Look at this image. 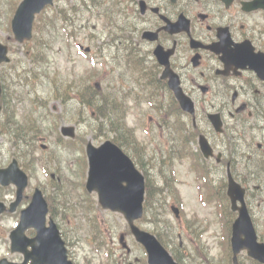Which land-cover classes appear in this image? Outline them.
Listing matches in <instances>:
<instances>
[{"label":"flooded vegetation","instance_id":"flooded-vegetation-1","mask_svg":"<svg viewBox=\"0 0 264 264\" xmlns=\"http://www.w3.org/2000/svg\"><path fill=\"white\" fill-rule=\"evenodd\" d=\"M142 1L147 4L144 15ZM131 4L135 7L133 34L138 36L142 28L150 30L158 38L152 42L153 50L158 45L167 50L155 61L152 78L142 85L154 92L150 121L155 157L175 168L199 170L201 179L206 177L209 185L220 190L217 192L223 189L229 172L244 186L257 178V188H264V0H132ZM181 15L190 19V31H165L162 16L183 26L186 22L180 20ZM210 45L213 49L207 47ZM167 67L192 99L195 118L181 109L170 79L163 78ZM126 103L140 107L142 96L131 95ZM202 136L211 148L209 157V146H202ZM0 198L5 202L7 196ZM11 203L12 199L8 206ZM21 204L15 212L3 216H19ZM73 209L64 207L61 198L53 197L39 228L25 230L24 251L13 249L10 231L6 259L31 264L35 259L33 245L40 251L48 245L51 259L59 257L63 261L57 249V230L72 264H93L82 247L89 240L106 242L112 261L129 264L131 253L119 254L115 246L122 236L126 238L123 230L98 228L94 214ZM129 239L134 241L132 236ZM133 259L142 264L138 256Z\"/></svg>","mask_w":264,"mask_h":264},{"label":"rangeland","instance_id":"rangeland-1","mask_svg":"<svg viewBox=\"0 0 264 264\" xmlns=\"http://www.w3.org/2000/svg\"><path fill=\"white\" fill-rule=\"evenodd\" d=\"M19 0H0V30L2 31L4 36H10V31H9V21L10 18L12 16V12L14 10L15 5L18 3ZM67 2L66 0H61L58 1L56 3V5H66ZM78 14H82L83 17V21L80 22L82 25H85V29L82 28L83 30L86 31V34H81V36L78 38L79 42L83 43L86 46H89L92 48V50L94 49V46L91 44L92 42L94 43V45H101L104 48L103 49V53H104V58L106 60V31L103 30V24L95 17V14H90L89 12L86 11H79ZM97 25V27L94 29V26ZM79 28V27H78ZM91 29L96 30V34L102 36L103 39H98L94 33L91 31ZM94 37L96 40L95 41H91V37ZM7 43V42H6ZM13 43V42H11ZM14 48V53L12 54V67L17 68V72L16 74H18L22 69H28L31 65V61L32 59L27 55V52L29 50V46H19L16 43H13L12 45ZM73 55H69L68 49H62L61 51H59V49H57V47H54V50H51L50 53V62H51V70L53 71L54 68L59 67V70L61 72V78L64 80H68L70 78H77L78 76H81L82 74L87 77L90 78L88 79L90 81V83L94 84L93 80L94 79H100L103 81V84L106 83L105 77H106V67L105 65H103L102 63H98V65L96 66L97 68L93 69L94 67H92V65L90 64V62L85 61L84 59H82L75 51V49H73ZM87 70H89L88 72H86ZM53 76V75H52ZM64 80H60L58 81L60 86H64L67 85V96H72L71 92H70V87L68 82L64 81ZM86 79H81V83H85ZM42 85V84H41ZM106 87V86H105ZM32 89V88H30ZM37 90L39 91L38 93V100L43 99L46 95H47V91L49 90V87L45 85L43 86H39L37 88ZM52 100H57V99H52ZM49 106H57V108L61 109V105L60 103H58L57 101H52ZM64 109V107H63ZM82 110L78 108L77 111H75V114H79ZM86 111L88 113L92 112V108H87ZM70 115H73L72 113H70ZM86 117V116H85ZM82 122H85V120H81ZM86 120L87 117H86ZM87 122H89V124L91 122H95V121H91L88 120ZM88 125L83 126L84 123L82 124V126H80V128H78V133H81V136H86L87 139H91L95 144H99L102 142V140H104V137H100L98 139L94 138V135L96 133V128L93 129L92 127H90ZM46 125V124H44ZM65 142H68V139H64ZM77 152V151H75ZM62 155H63V167H64V173L65 174H70L67 173V171L69 170V166L71 164V162L74 160L75 156H78V154H72L71 156H69L68 151L66 150H62ZM35 177H32L31 183L32 186L36 185L39 182H41L42 184H45L46 182H48V179L46 178V175H44V171L41 169V166L37 165L36 167V172H35ZM182 190V188H181ZM212 229V230H211ZM209 229L205 235H204V242H210L211 240L209 239V234L213 232V230L215 229L218 233H217V238H213V242L212 245L215 248V246L218 245V241L220 240V229L218 228V226L213 227ZM211 230L210 233H208Z\"/></svg>","mask_w":264,"mask_h":264},{"label":"water","instance_id":"water-1","mask_svg":"<svg viewBox=\"0 0 264 264\" xmlns=\"http://www.w3.org/2000/svg\"><path fill=\"white\" fill-rule=\"evenodd\" d=\"M33 0H26L20 7L19 12L15 18V30L19 36H30L31 32V19L33 15L32 10ZM109 145V144H108ZM112 149L111 146H104L100 150H95L92 155V175L99 176L100 173L106 168V150ZM119 167V164H117ZM140 209V205L138 206ZM251 252L250 254L264 261V247L255 242V235L250 236Z\"/></svg>","mask_w":264,"mask_h":264}]
</instances>
